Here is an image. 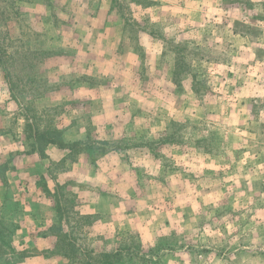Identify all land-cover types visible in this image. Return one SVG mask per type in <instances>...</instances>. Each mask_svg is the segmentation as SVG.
Masks as SVG:
<instances>
[{
    "label": "rangeland",
    "instance_id": "1",
    "mask_svg": "<svg viewBox=\"0 0 264 264\" xmlns=\"http://www.w3.org/2000/svg\"><path fill=\"white\" fill-rule=\"evenodd\" d=\"M0 264H264V0H0Z\"/></svg>",
    "mask_w": 264,
    "mask_h": 264
},
{
    "label": "crops",
    "instance_id": "2",
    "mask_svg": "<svg viewBox=\"0 0 264 264\" xmlns=\"http://www.w3.org/2000/svg\"><path fill=\"white\" fill-rule=\"evenodd\" d=\"M35 154L36 153H28V154H24V155H22V156H20V158L21 159H19V162L17 163V165H20V164H24V163H26V165H34V163H33V159H34V157H35ZM18 161V160H17ZM49 201H41V205L42 206H44V205H49ZM88 204H90V203H87V205ZM91 205H88V206H86V207H90ZM48 207V206H47ZM50 207V206H49ZM51 208V207H50ZM45 213H49V210L48 209H46L45 210ZM45 218H47L48 219V217H45ZM47 219H45V221H43V223H45V225L47 224L48 226L47 227H49V219L47 220ZM38 223L39 224H42V221H41V219H39L38 220ZM49 236V237H48ZM41 237H45L46 239H53V235H46V236H41Z\"/></svg>",
    "mask_w": 264,
    "mask_h": 264
},
{
    "label": "trees",
    "instance_id": "3",
    "mask_svg": "<svg viewBox=\"0 0 264 264\" xmlns=\"http://www.w3.org/2000/svg\"><path fill=\"white\" fill-rule=\"evenodd\" d=\"M49 143H55L54 141H49Z\"/></svg>",
    "mask_w": 264,
    "mask_h": 264
}]
</instances>
